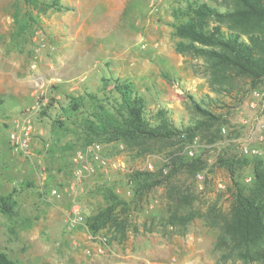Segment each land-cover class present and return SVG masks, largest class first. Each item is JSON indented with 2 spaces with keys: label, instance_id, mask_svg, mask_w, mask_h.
Wrapping results in <instances>:
<instances>
[{
  "label": "rangeland",
  "instance_id": "1",
  "mask_svg": "<svg viewBox=\"0 0 264 264\" xmlns=\"http://www.w3.org/2000/svg\"><path fill=\"white\" fill-rule=\"evenodd\" d=\"M54 1L39 0L35 6L25 0H0V198L15 202L11 215L0 208V252L20 264H264L228 255V246L218 245L220 217L230 210L234 186L220 159L235 156L241 166L238 176L252 181L256 156L243 153L242 146H257L264 159V127H258L264 122V95L252 106V89L245 80L234 82L232 94L212 90L209 62L177 49L182 39L175 33L174 9L187 0H59L61 8L47 5ZM205 1L229 8L223 0ZM19 10L37 19L24 36L16 35L14 13ZM111 77L133 79L147 100L149 116L166 106L179 127L202 118L192 99L224 114L228 122L222 136L209 142L200 132L183 145L173 139L149 141L142 148L122 141L101 143L106 163H98L93 144L84 146L81 128L69 118L67 129L56 120L71 95L99 92L106 98L110 92L103 79ZM256 88L264 92V84ZM86 106L92 110L91 101L86 100ZM23 121L33 126L29 153L16 150L10 141ZM46 142L49 147H43ZM182 146L183 153L194 150L206 159L203 188L189 172L176 182H183L193 197L196 215L185 225L169 224L172 198L163 184L149 189L141 206L129 210L125 231L105 227L92 232L86 221L71 219L73 195L68 188L75 177L77 151H84L97 168L82 178L91 187L76 192L88 216L106 204L98 191L102 183L117 182V193L127 197L126 189H135L131 173L147 171L149 162L163 164ZM52 187L63 191L60 198L49 193ZM99 245L105 246V253L94 252Z\"/></svg>",
  "mask_w": 264,
  "mask_h": 264
},
{
  "label": "trees",
  "instance_id": "2",
  "mask_svg": "<svg viewBox=\"0 0 264 264\" xmlns=\"http://www.w3.org/2000/svg\"><path fill=\"white\" fill-rule=\"evenodd\" d=\"M25 1L30 5L39 4V0ZM223 1L229 8L222 10L205 0H187L185 5L174 9L175 33L182 39L177 49L203 56L209 62L212 90L232 94L236 87L234 82L239 84L240 80H245L249 85L247 89L253 90L264 84V0ZM47 5L63 7L59 0ZM36 20L31 12L16 11V35H26ZM103 81L104 89L110 92L106 94V98L101 97L99 92L71 95L68 105L63 107L56 120L62 128H66L67 118L71 119L72 124L78 125L84 134L81 137L84 146L96 142L122 141L127 146L142 148L149 141L169 143L173 139H178V144L183 145L187 141H193L200 132L212 142L222 136L223 126L228 122L224 114L215 113L192 99L194 111L202 118L194 124L179 127L166 106L149 116L147 100L133 79L111 77ZM243 94L246 95L245 92ZM86 100L91 101L92 110L86 106ZM84 112L87 115L80 121L73 120V117H79ZM183 148L184 146L170 152L164 163L157 165L154 171L137 170L131 173L135 184L132 195H119L116 191L117 182L102 183L98 191L102 193L106 204L97 212L85 216L89 229L96 232L110 227L117 232L125 231L128 227L129 210L141 206L148 190L161 184L168 187L172 198L168 205L169 224L185 225L194 218L193 197L184 190L183 182H176L184 172L196 177L205 168L206 159L204 155L191 156L189 152L183 153ZM255 156V171L250 183L241 179L240 174L238 176L241 166H237L235 156L223 155L220 159L221 163L227 165L234 186L230 210L220 217L218 245L228 246V255L236 253L245 261L264 260V159ZM163 167L168 168L167 173H164ZM10 199L0 198V208L7 215L13 213L12 205L15 203L13 200L9 203ZM184 208L188 210L185 211ZM213 210L216 211V208ZM0 264L20 263L0 252Z\"/></svg>",
  "mask_w": 264,
  "mask_h": 264
},
{
  "label": "built area",
  "instance_id": "3",
  "mask_svg": "<svg viewBox=\"0 0 264 264\" xmlns=\"http://www.w3.org/2000/svg\"><path fill=\"white\" fill-rule=\"evenodd\" d=\"M251 95V100H250V104L252 106H255L256 99L262 98L264 95V92H262L260 89L255 88L250 92ZM258 127L262 128L264 127V122H262L261 124L258 125ZM33 126L29 121H23L21 123L17 124V128L15 130H13L10 134V141L11 144L13 145V147L18 150V151H22L24 153H29L30 149H31V144H32V130ZM45 146L49 147L50 143L46 142ZM103 145L99 142H96L92 145L91 150L94 154V158L95 160L104 165L105 159L104 157H102V155L100 154V150L102 149ZM242 150L243 153L245 154H254V155H258L261 153V149L258 148L257 146H249V145H243L242 146ZM189 154L191 156L195 155L194 150H190ZM75 162L77 163V167H76V171H75V177L72 180V182L70 183V186L68 188V191H70L73 196H72V217L71 219L74 222H83L85 221V215L82 212V206L80 204V202L78 201L77 198V189L79 187V185L82 182V178L85 177L87 174H91L93 172L96 171V166L92 163H90L87 158H86V154L84 151L79 150L76 152V155L74 157ZM147 169L149 171H154L156 169V166L153 163H148L147 164ZM163 171L164 173L168 172V168L167 167H163ZM196 179H197V185L201 188L204 187V179L205 176L202 172H198L196 175ZM62 190L58 187H52L49 191V193H51L53 196L60 198L62 196ZM125 193L129 196L130 194H132V189H126ZM94 252L96 254H103L106 251L105 246L99 245L96 246V248L93 249ZM93 250L89 249L88 252L92 253Z\"/></svg>",
  "mask_w": 264,
  "mask_h": 264
},
{
  "label": "crops",
  "instance_id": "4",
  "mask_svg": "<svg viewBox=\"0 0 264 264\" xmlns=\"http://www.w3.org/2000/svg\"><path fill=\"white\" fill-rule=\"evenodd\" d=\"M34 146L37 147V143H35ZM43 147H45V144H44ZM86 182H87L86 180L82 181L81 184L79 185L78 189H79L80 187L82 188V190H83V189H89V186L91 187L92 184H89V185H88ZM86 185H88V186H86ZM84 187H86V188H84ZM78 201H79V199H78ZM79 202H80V201H79ZM80 204H81V203H80ZM81 206H82V204H81ZM82 212H83V214H84V208H83V206H82Z\"/></svg>",
  "mask_w": 264,
  "mask_h": 264
}]
</instances>
